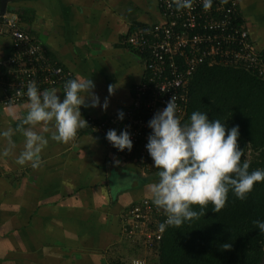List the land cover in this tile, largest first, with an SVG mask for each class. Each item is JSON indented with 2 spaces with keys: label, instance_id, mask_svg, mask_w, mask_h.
Wrapping results in <instances>:
<instances>
[{
  "label": "crops",
  "instance_id": "obj_1",
  "mask_svg": "<svg viewBox=\"0 0 264 264\" xmlns=\"http://www.w3.org/2000/svg\"><path fill=\"white\" fill-rule=\"evenodd\" d=\"M236 1L242 23L264 54V0ZM5 13L16 14L23 29L73 79H92L101 104L107 99L106 110L82 106L85 120L107 119L131 106L145 70L126 37L133 27L162 19L159 0H7ZM10 47L9 36H1L0 60L11 53ZM56 90L62 100V91ZM2 94L0 85V133L12 134L0 135V264L147 260L141 250L124 243L122 223L137 204L152 202L149 186L158 181V169L141 171L133 159L109 149L103 137L86 131L87 126L69 142L55 140L52 122L33 126L47 141L34 157L37 166L33 161L20 165L21 129L29 127L21 121L29 101L5 107Z\"/></svg>",
  "mask_w": 264,
  "mask_h": 264
},
{
  "label": "built area",
  "instance_id": "obj_2",
  "mask_svg": "<svg viewBox=\"0 0 264 264\" xmlns=\"http://www.w3.org/2000/svg\"><path fill=\"white\" fill-rule=\"evenodd\" d=\"M203 5L204 0H192L191 7L178 8L177 0H159L161 21L139 27L127 39L131 49L146 54L144 77L134 89L131 106L122 111V120L118 113L107 119H86L87 128L103 137L109 149L133 159L141 171L156 170L145 147L151 134L148 122L174 97L177 115L184 123L188 114L187 86L199 67L204 64H243L264 79V59L240 19L238 2L212 0L208 8ZM6 35L11 39L13 53L0 60V68L3 65L10 67L8 74L0 75L2 105L8 107L29 101L26 92L32 82L41 91L55 88L63 93L65 82L73 79V74L51 59L40 42L33 41L16 14L2 13L0 4V37ZM5 75L11 79L6 81L9 77ZM109 130H116L118 135L128 131L133 144L131 151L115 149L106 139ZM151 209L148 200L130 209L125 231L130 227V234L134 235L145 223L150 221L148 226L156 223L144 236L149 242L145 243L147 246L153 243L158 246L165 229L161 230L159 226L165 220L159 223ZM128 264L149 263L136 258Z\"/></svg>",
  "mask_w": 264,
  "mask_h": 264
},
{
  "label": "clouds",
  "instance_id": "obj_3",
  "mask_svg": "<svg viewBox=\"0 0 264 264\" xmlns=\"http://www.w3.org/2000/svg\"><path fill=\"white\" fill-rule=\"evenodd\" d=\"M211 3L212 0H204L203 6L208 8ZM191 5L192 0H177L178 8ZM94 88L92 79H70L64 84L61 100L55 88L41 91L34 82L29 83L26 92L28 111L21 121V125L29 127L21 129L25 137L24 151L16 162L23 165L26 161H33L32 166H37L34 157L47 141L33 130V126L52 122L55 129L52 138L69 142L78 130L88 127L81 115L82 106L106 110L107 99L101 104ZM112 91L109 86V93ZM86 99L91 103L86 104ZM123 117L124 113L119 112L118 118L122 120ZM148 127L151 134L145 147L159 177L149 186V192L152 203L166 215L164 223L159 226L161 230L205 215L209 207L214 213L220 212L226 207L230 192L236 199L244 201L255 184L264 182V169L249 172V163L246 160L241 162L243 150L238 144V126L228 129L225 122L209 119L207 113L200 111H193L188 121L182 123L172 97L162 110L154 114ZM11 134V130L0 133L5 137ZM106 139L121 152L131 151L133 147L126 130L119 135L116 130H109ZM253 224L264 234V220H255ZM224 246L229 248L228 244Z\"/></svg>",
  "mask_w": 264,
  "mask_h": 264
},
{
  "label": "trees",
  "instance_id": "obj_4",
  "mask_svg": "<svg viewBox=\"0 0 264 264\" xmlns=\"http://www.w3.org/2000/svg\"><path fill=\"white\" fill-rule=\"evenodd\" d=\"M142 26L133 27L126 39ZM134 51L146 59V54ZM261 57L264 59V54ZM9 68L3 65L0 75L8 74ZM5 76L9 77L6 81L11 79ZM187 91L188 114L184 122L193 111H200L207 113L209 119L225 122L228 129L238 126V144L243 150L241 162L249 163V172L264 169V79L243 64H204L189 80ZM150 204L154 218L162 223L165 213ZM205 211V215L180 226L165 227L159 245L153 247L158 264H264V234L253 224L255 220H264V182L255 184L244 201L230 192L223 210L214 213L209 207ZM129 228L124 236L132 238ZM225 244L229 248L225 249Z\"/></svg>",
  "mask_w": 264,
  "mask_h": 264
},
{
  "label": "rangeland",
  "instance_id": "obj_5",
  "mask_svg": "<svg viewBox=\"0 0 264 264\" xmlns=\"http://www.w3.org/2000/svg\"><path fill=\"white\" fill-rule=\"evenodd\" d=\"M248 158H250V157H248ZM149 222L147 224L145 223L142 226V228L140 229V231H138L137 233H135L132 236V238H130L129 236H126L125 239H123V241H124V243H128L132 250L138 251V252L141 250L143 252V256H145L146 259L149 260V263L150 264H158V255H157V253L155 251H153V247H157V245L154 246L155 243H153V245L152 246H149V248L146 247L147 245H144L145 243H149V242H146L144 240V238H143L144 237V234L147 231H151V229H153L154 225L156 224V223H152V224H150V226H148L149 225ZM124 225L127 226V224L125 222L122 223L123 233H125L124 232L125 231ZM139 240L143 241L144 243H142ZM137 242L140 243V244L137 245L136 244Z\"/></svg>",
  "mask_w": 264,
  "mask_h": 264
},
{
  "label": "water",
  "instance_id": "obj_6",
  "mask_svg": "<svg viewBox=\"0 0 264 264\" xmlns=\"http://www.w3.org/2000/svg\"><path fill=\"white\" fill-rule=\"evenodd\" d=\"M6 3H7V0H1V11H2V13L6 12Z\"/></svg>",
  "mask_w": 264,
  "mask_h": 264
}]
</instances>
